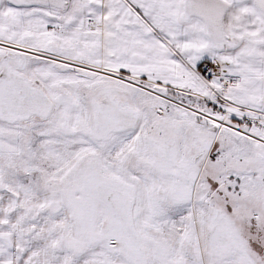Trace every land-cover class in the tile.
Listing matches in <instances>:
<instances>
[{
  "label": "snow or ice",
  "instance_id": "snow-or-ice-1",
  "mask_svg": "<svg viewBox=\"0 0 264 264\" xmlns=\"http://www.w3.org/2000/svg\"><path fill=\"white\" fill-rule=\"evenodd\" d=\"M0 264H264V0H0Z\"/></svg>",
  "mask_w": 264,
  "mask_h": 264
}]
</instances>
